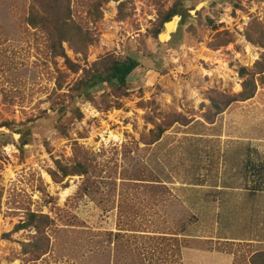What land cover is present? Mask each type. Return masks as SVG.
Returning <instances> with one entry per match:
<instances>
[{"label":"rangeland","instance_id":"1","mask_svg":"<svg viewBox=\"0 0 264 264\" xmlns=\"http://www.w3.org/2000/svg\"><path fill=\"white\" fill-rule=\"evenodd\" d=\"M29 3L0 0V264H182L183 247L248 264L264 250V191L250 189L264 184L250 166L264 155L260 75L224 107L264 52L247 37L264 32V0H71L90 41L85 55L63 43L76 72L27 24ZM106 54L139 61L126 87L71 103L70 83ZM83 157L92 172L55 182ZM30 213L38 228L16 230ZM245 230L255 242L228 239Z\"/></svg>","mask_w":264,"mask_h":264},{"label":"trees","instance_id":"2","mask_svg":"<svg viewBox=\"0 0 264 264\" xmlns=\"http://www.w3.org/2000/svg\"><path fill=\"white\" fill-rule=\"evenodd\" d=\"M70 3L71 0H30L26 22L32 28L48 32L51 41L49 43V48L52 51V54L56 57L62 58L67 68L72 72H76L78 71L79 66L67 57L63 43L66 42L75 52L85 55L90 41L87 40L89 35L87 30L80 28L78 23L74 20ZM176 5H173L170 11L164 14V17L162 18L163 22L169 20L173 15L178 14L179 7ZM247 37L264 46V32L256 37L247 34ZM138 66L139 61L132 56L119 58L112 54H106L93 62L87 69H84L80 76L70 83L65 96H68L71 103L75 104L78 101H89L92 98L93 91L110 88L113 93L121 92L127 85V77ZM238 72L239 75L243 77L241 83L242 89L236 96L225 100L224 107L237 100L245 101L252 98L257 89L255 80L257 74L260 75V80L264 83V52L261 54L259 60L255 62L252 71L241 67ZM58 87L61 89L63 87L62 83L58 82ZM212 105L217 110V113L222 112L219 104H214L213 102ZM67 109L68 107L66 105H61V107L56 108L55 111H63ZM79 112L78 105H76V108L72 113L78 118L81 117ZM7 124L8 123H4L3 125ZM74 162L72 168L68 169L61 167L62 175L60 177L57 176L56 172H51L55 182H60L63 177L68 175H86L92 172L91 164L85 157L81 158V160L75 159ZM250 166L255 175L260 174L261 179L259 181L261 182L264 176V159L257 163L253 162ZM140 173L141 172L139 171L138 177L140 178H136V180L151 182V179H141ZM133 180H135V178H133ZM144 185L145 186L142 187L149 190L146 194L148 196L159 197L156 195V191L166 190L165 188H157L155 184L145 183ZM250 189H252V191H264V184L261 186L260 184H256ZM129 207L131 210L137 209L134 203H132V207ZM40 217L42 216L30 213L24 222L15 225V229L19 230L30 226L38 228ZM175 234L176 233H174V235ZM172 238L176 239V236ZM247 262L248 264H264V250L253 252Z\"/></svg>","mask_w":264,"mask_h":264},{"label":"crops","instance_id":"3","mask_svg":"<svg viewBox=\"0 0 264 264\" xmlns=\"http://www.w3.org/2000/svg\"><path fill=\"white\" fill-rule=\"evenodd\" d=\"M263 91H264V88H263ZM255 98H256V96H255ZM255 98H253V99H255ZM261 109H262V116L261 117H263V119H264V92H263V97H262V101H261ZM261 157H262V160H263L264 159V155L263 156L261 155ZM245 231H247V233H246V235L244 237H236V238L229 237L228 239L233 241V242H236V243L245 242L247 244H251V243L255 242L254 238L252 236H250L249 233H248V231L250 232V230H245ZM258 242L264 244V240H262V239H258ZM186 248L187 247H183L182 250H181V257L182 258L180 260H182L181 261L182 264H201V261H200L201 252H197L196 253L195 251L192 250L193 251L192 255L193 256L195 255L194 257H196V258L198 257L200 259L198 261H190V260H187L188 259V255L187 254L190 251V249H186ZM213 258H214V260L210 264H222V263L223 264H231V261H230L231 259L228 256H224L222 254H219V255L213 256Z\"/></svg>","mask_w":264,"mask_h":264},{"label":"water","instance_id":"4","mask_svg":"<svg viewBox=\"0 0 264 264\" xmlns=\"http://www.w3.org/2000/svg\"><path fill=\"white\" fill-rule=\"evenodd\" d=\"M179 21L180 16L175 14L168 21L164 22L163 30L158 34L159 41L167 40L170 37V34L175 31ZM165 34H167V36H165Z\"/></svg>","mask_w":264,"mask_h":264},{"label":"bare ground","instance_id":"5","mask_svg":"<svg viewBox=\"0 0 264 264\" xmlns=\"http://www.w3.org/2000/svg\"><path fill=\"white\" fill-rule=\"evenodd\" d=\"M174 25V24H173ZM165 36H167V34H165Z\"/></svg>","mask_w":264,"mask_h":264}]
</instances>
